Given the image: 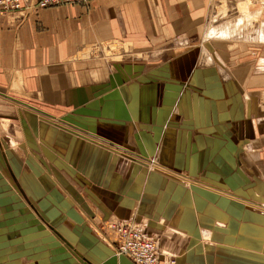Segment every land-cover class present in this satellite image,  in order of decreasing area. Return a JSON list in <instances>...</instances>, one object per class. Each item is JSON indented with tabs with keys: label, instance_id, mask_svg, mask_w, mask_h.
Listing matches in <instances>:
<instances>
[{
	"label": "crops",
	"instance_id": "0c3cea01",
	"mask_svg": "<svg viewBox=\"0 0 264 264\" xmlns=\"http://www.w3.org/2000/svg\"><path fill=\"white\" fill-rule=\"evenodd\" d=\"M213 2L1 16L0 94L22 108L24 139L0 172L31 174L30 190L49 179L82 222L141 228L158 264H264V2L234 25L211 22ZM91 235L96 264H134Z\"/></svg>",
	"mask_w": 264,
	"mask_h": 264
},
{
	"label": "rangeland",
	"instance_id": "374dc122",
	"mask_svg": "<svg viewBox=\"0 0 264 264\" xmlns=\"http://www.w3.org/2000/svg\"><path fill=\"white\" fill-rule=\"evenodd\" d=\"M251 8L253 9L254 5L249 3V0H214L210 5L211 22L220 24L227 20L234 25L237 20H252L251 17L248 19L247 13ZM114 47L116 48L113 45L112 49ZM21 109L0 94V151L4 158L7 153H13L8 145H13L12 149L19 154L23 153L22 146L18 144L24 138L22 133H19L20 127L18 119L16 120L17 112L22 113ZM26 161V164L30 165L31 159ZM2 169L4 172H0V264H82L67 252L65 246L78 248L86 257H91L88 264H96L94 259L97 255H90L94 253L90 247L96 244L97 240L91 238V233L113 249L111 254L115 259L125 256L116 249L118 236L112 227L113 223H120L119 220L107 219L101 222L103 225L99 221L97 225L88 220L82 222L79 216L74 214V208L64 204L67 200L52 186L49 179L46 178L48 185L45 189L37 183L40 188L30 190L32 185L28 184L26 179L31 180V174H18L15 170L17 168L13 166H2ZM7 169H11V172L7 173ZM35 171L37 174L39 168ZM86 225L90 229L89 232L85 229ZM82 262L87 264V261Z\"/></svg>",
	"mask_w": 264,
	"mask_h": 264
},
{
	"label": "built area",
	"instance_id": "2783aa9c",
	"mask_svg": "<svg viewBox=\"0 0 264 264\" xmlns=\"http://www.w3.org/2000/svg\"><path fill=\"white\" fill-rule=\"evenodd\" d=\"M92 0H0V17L14 16L26 7L33 5L44 8L63 4H88ZM113 225V226H112ZM111 226L119 233L116 249L118 253L129 257L134 264H157L160 254L157 239L145 233L141 228L114 223ZM163 264H178L174 255L163 259Z\"/></svg>",
	"mask_w": 264,
	"mask_h": 264
},
{
	"label": "bare ground",
	"instance_id": "6f19581e",
	"mask_svg": "<svg viewBox=\"0 0 264 264\" xmlns=\"http://www.w3.org/2000/svg\"><path fill=\"white\" fill-rule=\"evenodd\" d=\"M121 223H123V222H121ZM113 231H115V232H116V234H117V236H118V238H117V239H119V238H120V236H119V233H118L116 230H113ZM169 255H170V254H166V257H165V258H167ZM165 258H164V259H165Z\"/></svg>",
	"mask_w": 264,
	"mask_h": 264
}]
</instances>
